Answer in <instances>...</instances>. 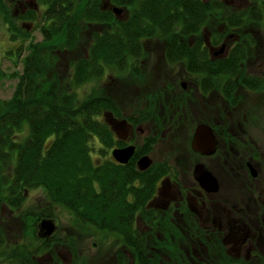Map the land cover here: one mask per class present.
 <instances>
[{
    "label": "trees",
    "instance_id": "obj_1",
    "mask_svg": "<svg viewBox=\"0 0 264 264\" xmlns=\"http://www.w3.org/2000/svg\"><path fill=\"white\" fill-rule=\"evenodd\" d=\"M40 1L41 8L30 9L20 18L34 20L33 15L40 13L41 21L36 24L43 35L40 43L32 42L31 31L17 24L18 18L12 20L8 12L2 14L0 10L11 45L6 51L13 54L14 67L19 61L23 63L22 73L17 76L20 81L17 92L13 98L0 100V217L7 213L5 210H14L23 216L29 228L28 233L25 229L28 237L12 254L13 247H5L4 229L0 227V260L24 264L32 262L33 256L42 255L48 248L41 244L35 247V242H41L34 234L35 225L42 216L57 218L56 211L63 206L72 214L71 224L77 228L97 232L105 242L112 239L108 233L115 234L118 245L134 252L137 264H174V259L179 264L187 262L174 252L170 239L159 243L156 251L145 252L143 247V252L134 250L147 236L144 233L140 237L133 227L137 212L150 217L153 213L145 210L146 202L127 201V176L131 174L128 168L132 164H113L104 157V149L111 144L110 131L103 121L105 112L118 110L113 107L106 86L92 87L78 98L70 82L80 86L93 79L105 80L104 75L110 71L125 73L129 56L142 55L139 40L145 37L171 38L164 51L169 62L190 59L197 54L195 48L173 42L177 39L174 35L177 25H183L180 34L197 35L200 27L211 21H208L210 14L220 17L216 10L222 7L202 0H109L111 8L125 6L133 12L129 19L119 20L112 10L101 8V0H36V4ZM255 1L250 14L241 10L230 22L257 23L262 33L264 0ZM85 30L88 31L85 50L74 57L64 56L78 53ZM239 34L241 39L247 35L252 44L257 41L248 34ZM21 36L30 40L16 45L19 38H24ZM58 49L67 61L65 66L57 64ZM251 50L244 44H233L226 58L210 62L209 68H199L209 70L213 79L222 74V95L229 102H238L235 95L238 86L250 92H264V76L245 71L246 52ZM21 51L28 53L22 57ZM184 66L188 69L189 63L186 61ZM22 129L26 131L24 137L19 135ZM38 188L49 205L47 202L26 205V192ZM148 240L153 245L157 239ZM116 254L118 262L125 264L123 249ZM213 256L214 253L207 262L224 264L223 254Z\"/></svg>",
    "mask_w": 264,
    "mask_h": 264
},
{
    "label": "flooded vegetation",
    "instance_id": "obj_2",
    "mask_svg": "<svg viewBox=\"0 0 264 264\" xmlns=\"http://www.w3.org/2000/svg\"><path fill=\"white\" fill-rule=\"evenodd\" d=\"M202 1L220 5L222 9L216 10L220 17L210 14L208 21H211L201 26L197 35L180 34L182 24L174 30L177 39L173 42L195 48L197 54L192 58L169 62L164 51L171 38L145 37L139 40L142 55L135 58L129 56L125 72L128 83H123L124 86L125 83L130 85L131 103L128 107L126 104L119 107L111 97L113 107L118 112H105L107 118H102L111 138L108 149H104V157L113 164H132L128 168L131 174L127 176V201L146 202L145 210L153 213L150 217L137 212L133 227L139 231L140 237L144 233L147 236L134 250L143 252V247L145 252L156 251L159 243L170 239L174 252L180 259L187 261L181 264H204L213 253L214 256L223 254L224 264H264V151L258 144L261 140L252 138L249 128H255V124L241 120L240 102H229L222 95V74L213 79L209 70L199 69L202 66L209 68L210 62L218 63L226 58L233 44L254 47L255 43L252 44L247 35L244 36L246 39H241L239 33L256 38L260 26L257 23H243L242 19L237 24L230 20L232 16H239L241 10L250 14L251 5L256 1ZM1 2L2 14L13 12L18 18L15 22L27 31L37 30L42 42L40 28L36 25L41 21V16L34 14V22L20 19L30 9L37 10L36 0H7L8 6L4 5V0ZM99 5L103 10H112L114 17L119 20H127L133 14L125 6L111 8L109 0H101ZM116 8L120 11L118 15L114 13ZM0 27L5 32L2 23ZM89 27L93 30L92 24ZM26 40L30 38H19L17 45L24 44ZM32 42L36 43L34 40ZM155 42L160 46V58L149 70L148 48ZM258 45L259 42L253 48L257 53ZM60 52V49L56 50L61 58L63 55ZM246 55L247 61L251 56L248 52ZM186 61L189 63L188 69L184 66ZM241 91L248 90L238 86L236 97ZM199 127H205L207 138L214 137V153L204 154L194 149L193 139ZM121 149L130 151L124 162L113 155L114 151ZM143 158L149 160L145 168L138 165ZM200 167L209 174H204L203 182L200 180ZM26 193L28 196L29 193ZM58 210L68 214L69 223H72L73 216L67 209L61 206ZM0 218V227L5 219L24 221L23 216L14 210L2 214ZM57 218L42 216L35 225L34 234L41 238L40 246L48 248L42 253L48 261H41L42 255L38 254L31 258L32 262L24 264H82L86 261L77 253L82 239L79 230L82 228L70 224L73 233L60 236ZM46 222L53 226L50 235L41 228L42 223ZM25 228L28 233L26 223ZM3 229L5 242L3 237L2 242L6 246L11 245L14 254V248H19L25 232H21L20 237L11 238L8 227ZM83 231L88 232V238L98 241L93 243L92 249L106 243V239L100 238L97 232L88 229ZM108 238L112 239L107 242L119 246L117 250L123 249L127 257L125 264H137L134 252L124 245H118L116 242L119 243V239L116 240L115 234L108 233ZM149 238L157 240L150 245ZM65 249L68 250V262H65L64 257L63 261L59 258ZM202 253L204 258H200ZM167 260L170 262V258ZM13 261L14 257L11 258ZM115 261L120 264L117 257ZM173 262L179 264L176 259ZM0 264L11 263L4 258Z\"/></svg>",
    "mask_w": 264,
    "mask_h": 264
},
{
    "label": "rangeland",
    "instance_id": "obj_3",
    "mask_svg": "<svg viewBox=\"0 0 264 264\" xmlns=\"http://www.w3.org/2000/svg\"><path fill=\"white\" fill-rule=\"evenodd\" d=\"M5 5V4H4ZM41 1L39 5H36L37 7L41 8ZM8 6V2H6V5ZM41 11V10H40ZM17 16V15H16ZM13 12H8V17L12 20H16L17 17ZM37 16H41L40 13L37 14ZM28 22H34V20L27 19ZM4 22L2 18L0 17V24ZM24 30L27 31V29L24 27ZM90 29V28H89ZM88 31L85 30L83 33L82 43L80 46V49L77 52L71 53L67 58L76 56L75 54H80L82 50H85L86 48V37H87ZM31 37L32 40L36 43H40V36L37 32V30L31 31ZM25 39H27L25 36H23ZM41 38H43V35L41 33ZM257 41L254 44V47L258 45L259 53L252 50L250 51V58H248L247 61H245V68L246 72H249L250 74L254 75H263L264 76V32H260L259 36H256ZM18 42L16 43V45ZM10 43L8 40V35L5 30H3L2 27H0V100H8L10 98H13L14 94L17 92V88L19 85V80L17 78L18 75L22 73V61H19L17 65L14 67V63L12 61L11 55H13L10 51H5L10 47ZM148 50L149 52V59H148V69L152 70L153 66H155L156 61L160 58V46L157 45L155 42L153 45H149ZM28 52L21 51V56L24 57L27 55ZM61 62L62 66H65L67 64V61H65V58H60L57 64ZM57 66V65H56ZM16 73H18L16 75ZM60 76H63L61 72H59ZM105 80L101 79L96 80L93 79L92 82L87 84H82L80 86L73 85L70 82V86H72L76 96L78 98H82L81 96L89 92L92 87H101L106 86L108 93H110V96L112 97L113 101L118 104L119 107H123L124 104H126V107H128L131 103L130 100V85L128 83V75L127 73H118L114 71L107 72L105 75ZM124 82L125 86L123 85ZM237 92L235 93V95ZM212 101H214L212 99ZM238 102H240L242 106L241 120L249 121L250 123L255 124V128H249L251 129V135L254 140H261L258 144L261 146V150L264 151V92H250V91H241V93L238 94ZM245 112H248L245 114ZM254 114V115H252ZM245 116V117H244ZM259 118V120H256ZM20 137H24L26 135V131L22 129L19 133ZM96 157V155H94ZM264 160V158H263ZM264 162V161H263ZM48 201V200H47ZM46 201V195L44 192H42L41 188L30 190L29 195L26 197V205L28 204H38V203H45ZM5 212H8V210H5ZM56 216L58 218L56 219V223L59 226V232L60 236H65L66 234L70 235L73 233V230L70 229L69 223V217L66 213H60L59 210L56 211ZM1 222V218H0ZM8 227L11 238H16L17 236H21V232H25V223L21 219L13 218V219H5L4 222H2L1 228ZM83 230L87 229H80L79 235L81 236L80 242L78 245V255L81 258H85L86 261L82 264H116L117 261H115L116 251L117 249H120L119 246L114 245L112 242H106L104 244H99L98 247H94L92 249V245L94 242L98 243V241L93 240L92 238H88L86 234L88 232H84ZM89 230V229H88ZM8 231V230H7ZM91 231V230H89ZM27 233H24L22 237V242L24 241V238H27ZM31 239V238H30ZM10 244L12 241L9 242ZM40 245L39 242H35L34 245L37 248V245ZM5 247H8L5 245ZM6 249V248H5ZM67 249H65V253H62L59 258L61 261L62 257H64L66 260L65 262H68V255ZM37 252V251H36ZM122 253V252H121ZM204 253V252H203ZM201 254L200 258H204L205 255ZM210 256V255H209ZM41 261L47 262L48 258L47 256H41ZM204 264H211V262H205Z\"/></svg>",
    "mask_w": 264,
    "mask_h": 264
},
{
    "label": "water",
    "instance_id": "obj_4",
    "mask_svg": "<svg viewBox=\"0 0 264 264\" xmlns=\"http://www.w3.org/2000/svg\"><path fill=\"white\" fill-rule=\"evenodd\" d=\"M115 14H120L119 9H115L114 11ZM106 116V115H105ZM107 118V116H106ZM207 133L205 132V127H199L197 132L194 135V139H193V147L194 149L200 151L201 153L204 154H212L215 152L216 150V141L214 139V137L209 136V138H207L205 135ZM198 146L200 147V149L198 148ZM130 154V151L127 149H121V150H116L113 152V155L115 156V158L119 161H125L123 160L127 155ZM141 168H145L149 165V160L147 158H143L139 164H138ZM202 168V167H200ZM204 171V172H203ZM200 174L202 175L201 177V181L203 182V178H204V174L205 176H209V174L205 171L204 168L201 169ZM42 230H44L48 235H50L53 232V226L49 223H42L41 225Z\"/></svg>",
    "mask_w": 264,
    "mask_h": 264
}]
</instances>
